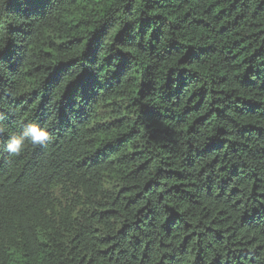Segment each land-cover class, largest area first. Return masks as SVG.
<instances>
[{
    "label": "trees",
    "instance_id": "trees-1",
    "mask_svg": "<svg viewBox=\"0 0 264 264\" xmlns=\"http://www.w3.org/2000/svg\"><path fill=\"white\" fill-rule=\"evenodd\" d=\"M0 125V264H264V0H0Z\"/></svg>",
    "mask_w": 264,
    "mask_h": 264
},
{
    "label": "clouds",
    "instance_id": "clouds-1",
    "mask_svg": "<svg viewBox=\"0 0 264 264\" xmlns=\"http://www.w3.org/2000/svg\"><path fill=\"white\" fill-rule=\"evenodd\" d=\"M6 131L5 127L0 125V134ZM50 130L48 126H41L39 123H27L21 135H12L7 143V149L13 155H19L25 147L26 139L30 140L32 145L43 144L49 139Z\"/></svg>",
    "mask_w": 264,
    "mask_h": 264
}]
</instances>
